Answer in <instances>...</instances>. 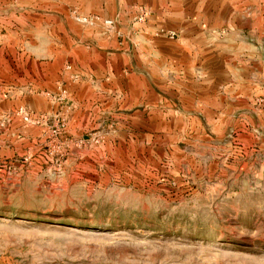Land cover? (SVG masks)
Returning <instances> with one entry per match:
<instances>
[{
	"label": "rangeland",
	"instance_id": "1",
	"mask_svg": "<svg viewBox=\"0 0 264 264\" xmlns=\"http://www.w3.org/2000/svg\"><path fill=\"white\" fill-rule=\"evenodd\" d=\"M0 264H264V0H0Z\"/></svg>",
	"mask_w": 264,
	"mask_h": 264
}]
</instances>
